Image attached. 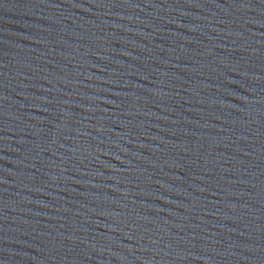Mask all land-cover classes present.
<instances>
[{"label": "water", "instance_id": "water-1", "mask_svg": "<svg viewBox=\"0 0 264 264\" xmlns=\"http://www.w3.org/2000/svg\"><path fill=\"white\" fill-rule=\"evenodd\" d=\"M0 264H264V0H0Z\"/></svg>", "mask_w": 264, "mask_h": 264}]
</instances>
